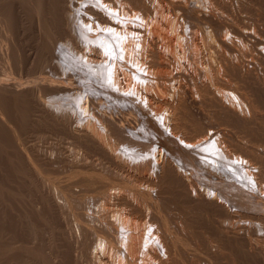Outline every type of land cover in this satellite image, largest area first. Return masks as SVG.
I'll return each mask as SVG.
<instances>
[{"label":"bare ground","instance_id":"6f19581e","mask_svg":"<svg viewBox=\"0 0 264 264\" xmlns=\"http://www.w3.org/2000/svg\"><path fill=\"white\" fill-rule=\"evenodd\" d=\"M28 16L40 39L24 55ZM263 41L254 0H0V144L32 207L27 240L0 254L28 244L10 264L264 259V152L229 145L218 120L264 113L255 88L235 86L255 70L244 47L246 57ZM219 79L236 81L235 97ZM43 201L52 218L40 233Z\"/></svg>","mask_w":264,"mask_h":264},{"label":"rangeland","instance_id":"374dc122","mask_svg":"<svg viewBox=\"0 0 264 264\" xmlns=\"http://www.w3.org/2000/svg\"><path fill=\"white\" fill-rule=\"evenodd\" d=\"M254 1L259 2V3L262 2V4H264V0H254ZM260 7H262V6H257L258 9ZM250 15L251 14H245V17L247 18V20H251V16ZM33 20H34V22H33ZM30 21H31V23H30ZM26 22L27 23L25 25V29L26 30L24 31V37L22 39H19L20 45H21L20 48H19V50L24 55L26 54V52L28 51V49L30 50L32 48H36L37 42L40 39L39 36H38V31H37V29H38V26H37L38 25V19L36 17L32 18V16H28V20H26ZM19 23H20V18L17 19V24H18L17 26L21 27L22 25H19ZM31 25H33L34 27L31 26ZM54 28L56 30L55 25H54ZM30 35H31V38H29ZM34 35H37V36H34ZM27 36H29V37H27ZM33 38H36V39H33ZM246 40L247 41L244 40V43L245 42L247 43L246 45H248L249 43L251 44L252 42H254V40H252V41H250L248 39H246ZM257 43L256 44L254 43V46H255L256 49L254 48L255 50H251V51L249 50L247 52L246 57H245V52L244 51H246L247 49L244 47V51H243V53L241 52V57H240L242 62L245 61V63L246 62H253L254 63L255 70L252 73H249L251 75H248V72H244L243 73L244 75L242 74L243 76L242 75L241 76L239 75L240 77H238L239 80H238V83L237 84H236V81H234V84L232 86L228 85V87H227V85L224 86L223 81L221 79H219V82L218 83H221V84H218V86L223 89V92L225 91L224 93L229 94L231 97H235V95H236V94H234V93H236V90H234L235 89V86L238 85L240 87L241 86L243 87L245 85L246 89H247V87H250L251 86L252 88H255L254 89V92L256 93L255 98L258 99V102H260V104H262L264 106V70H263L264 69V63H261V62H264V58H263L264 57L263 56V54H264V45H263L264 41L261 42L260 44L259 43L257 44ZM257 45L259 46V48H257L258 47ZM262 45H263V48L261 47ZM261 48H262L263 51L261 50ZM260 51H261V53L263 52L262 53V56L263 57H261V55L259 54ZM253 52H255V53L253 54ZM40 55H41V53H40ZM253 56L255 57V59L258 57V59L255 60ZM38 57H39V55H38ZM260 58L261 59L263 58V60L261 61ZM191 61L193 62V59H191ZM258 61L260 62V65L258 64ZM193 64H192V66L189 65L191 69L193 68V70H194V69L198 68V66L196 64H194V65ZM189 66H188V68H189ZM194 67H196V68H194ZM28 70H29V72H28ZM30 70L32 71L31 66H29L27 68V70L25 71V74L26 75H23L22 78H25V79L26 78H31L32 77V73L34 71H32L30 73ZM29 74H31V75H29ZM250 78H251V80H250ZM243 79H244V81H243ZM186 80L183 81L184 82V85L186 84L185 85V88L186 89H189L191 91H193L192 89H196L195 85L191 82V80H189V79H186ZM248 80H250V81H248ZM259 80L262 81V82L260 81L261 84L258 83ZM249 82H251V83H249ZM257 83L259 85H257ZM133 84L135 86V82ZM248 84H250V85L248 86ZM255 84H256V86H255ZM191 85L194 86V87L192 88ZM209 97L212 98L213 96H208L207 100L210 99ZM216 108L213 107L212 108L213 111ZM10 110H11L12 113H14V111H15V109L13 108V106H10ZM215 111H214V113H216V114L219 115L218 111H216V112ZM262 111L263 110L261 109L260 112H262ZM188 112H190V110H188ZM15 113H16V111H15ZM259 114L257 113V115H259ZM263 114L264 113H261L260 114L261 116L259 115L258 119H256L258 123L255 124V120H254V123L253 124H254V127H256V128L253 127V124L252 123L250 125L249 124H243L241 122L234 121L231 118H228V119H230V121L232 120L231 122L228 119H226V118L218 119V120H222V122H223V123L221 122L222 124H224V121L225 120L228 122V123L225 122L227 125L226 124L222 125L223 128H226L225 131L228 130L227 133L229 134V136L230 137L233 136V139L232 138H228V144L230 143V140H231V143L229 145L232 144V147H238L243 142L245 144L244 146L249 149L248 151L250 153L255 152L254 154H256L257 152H260V150H261V152L262 151L264 152V150H263L264 149V145L262 146V144H261L262 141L264 140V132H263L264 131V128L262 129V128H260V126L259 127L257 126V125L262 124V126L264 127V115ZM194 119L197 120L198 118H196V116H194ZM198 121H199V119H198ZM246 125H248V126H246ZM51 127H53V129L56 130L54 128V126H51ZM257 128H258V130L260 128V130L258 131ZM240 132H241V134H240ZM243 132H244V134H243ZM229 136H227V137H229ZM251 136H253V137H251ZM240 137H242V139H240ZM237 138L239 140H236ZM234 139L236 140V143H235V140ZM245 139H246V141H245ZM63 140L64 141H68L67 139H63ZM44 141H45V139H44ZM44 141H38V143L39 144H44ZM257 141L260 144H258ZM67 144H69V142H67ZM236 144H239V145H236ZM5 150L6 149H4V147L0 144V245H2L3 243L4 244L6 243L5 245H7V242L9 244H11V243L13 244L14 241H16V238H21V237H22L21 239H26L27 240L26 231L28 230L27 228L29 226H28V223L26 222L27 220L24 219L23 214H24V212H30L32 210V207H30L29 204H28V201H29V199H28L29 198L28 197L29 188L28 187H25L26 189L24 188L25 190H27V188H28L27 192L23 189L27 193V195H24L22 198L19 197L20 195L18 194V190L21 187V185L18 182L17 171H16V169H14V168H16V166L14 164H12L13 158L10 156L11 153H9V151H7V150L5 151ZM5 152H7V153H5ZM51 168L50 169L51 170H54V171H57L58 169H61V168H59L57 166L56 167H51ZM64 168L65 169L63 170V173H62L63 177H66L69 174L71 175V173H69L70 171H68L70 169V167L66 166ZM55 175L56 174L54 172L53 177H55ZM77 176H78L77 174H76V176H75V174H72V176H71L72 178L71 179H73V178L75 179V178H77ZM9 194H10V196H9ZM39 196L40 195L38 193L37 198H39ZM43 202H45V204L42 207V209H38V207L37 208H34L33 207V217H32V220H34L36 224L42 226L40 228V233H43L42 231L45 230L48 227V225H47L48 223L47 222H48V220H50L52 218V216H51L52 213H50V211H49L48 204L46 203V201H43ZM44 210H45V212H44ZM43 212H44V214H43ZM46 215H47V217H46ZM49 217H51V218H49ZM43 218H45V219H43ZM44 223H45V225H44ZM23 225L25 226L24 228H23ZM259 229L260 228H258V230ZM252 230L254 231L253 228H252ZM258 230L256 229L255 232L257 234L259 233V235H258L259 238L258 239L260 240L259 241L260 242V245H262V247H263L264 246V229L262 228V232H261V229L259 230L261 232V235H260V232H258ZM261 242H262V244H261ZM23 245H22V247L19 246V248H16V249H13V250L8 249L10 251H8L6 253H3V255L1 253L0 254V264H1V262H3L2 264L8 263L9 261L7 262V259L10 260V262H9V264H10L11 261L13 262L15 260V258L18 259L17 258L18 257V254H19V259H20L21 256H22V254H23V252L26 250L25 248H27V245L28 244L27 245L25 244V246H23ZM20 250H23V252L22 251L19 252ZM69 252H67V256L69 255ZM70 257H71V255H70ZM260 259L264 261V259L262 257H260L259 260L255 259L254 261H251V260L248 261L249 259H247V260L246 259H241L240 264H246V263L247 264H252V263L253 264H263L264 262H262Z\"/></svg>","mask_w":264,"mask_h":264}]
</instances>
